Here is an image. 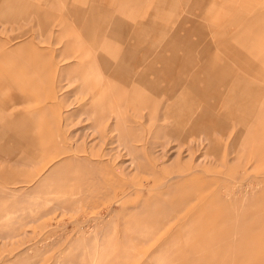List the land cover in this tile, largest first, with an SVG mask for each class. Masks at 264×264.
<instances>
[{
  "label": "rangeland",
  "instance_id": "obj_1",
  "mask_svg": "<svg viewBox=\"0 0 264 264\" xmlns=\"http://www.w3.org/2000/svg\"><path fill=\"white\" fill-rule=\"evenodd\" d=\"M24 1L55 20L0 15V264H264V0H76L85 40Z\"/></svg>",
  "mask_w": 264,
  "mask_h": 264
},
{
  "label": "crops",
  "instance_id": "obj_2",
  "mask_svg": "<svg viewBox=\"0 0 264 264\" xmlns=\"http://www.w3.org/2000/svg\"><path fill=\"white\" fill-rule=\"evenodd\" d=\"M22 1V2H21ZM42 1H44V0H42ZM46 1V0H45ZM232 1V0H231ZM256 0H253V2H255ZM17 3H14V2H10L9 0H5V1H3L2 2V4H1V6H0V15L1 16H7V17H22V16H27V14L29 13V12H34L38 17H40V18H42L43 19V22H42V20L40 19V23L42 22L43 24H44V26L45 27H47V26H49V22L50 23H52L54 20H55V15L53 14V13H51V12H49V11H44L43 9H41V8H39L38 6H33V5H30V4H28V2H26V1H24V0H19V1H16ZM75 3H76V0H72V5L71 6H69L68 8H69V12H70V14L71 15H75V13H76V11H77V8H75ZM250 5V4H249ZM230 6V5H229ZM245 7H247V5L245 6ZM250 8L252 7V4H251V6H249ZM229 8V7H228ZM248 8V7H247ZM29 10V11H28ZM81 11V10H80ZM80 11H77V12H79V13H77L76 15L77 16H75V20H76V22H77V24L78 25H80V27H82V29L80 30V32L82 33V32H85V34L83 35V36H81L80 38L82 39V40H85V38H86V30L88 31H90V32H94V31H97V28L94 26L95 24H94V20H95V15L92 13L91 15H90V12L88 11V10H86V9H84L82 12H81V14H82V16H81V14H80ZM88 11V12H87ZM121 11H123V9H121ZM143 12H140V15L139 14H135V16H137V18H136V20L135 21H138L139 22V19H140V21H142L144 18H145V20H146V22L147 21H150L149 20V15H150V13H144V14H142ZM69 14V13H68ZM143 16H144V18H143ZM258 16H259V18H260V23L261 24H264V11H259L258 12ZM77 17V18H76ZM74 20V21H75ZM106 20H108V19H106ZM106 20H105V23H106ZM148 24L150 23V22H147ZM42 24V25H43ZM232 24V23H231ZM41 28H42V26H41ZM43 29V28H42ZM230 32V34H229V39H235V34H233V32H231L229 29H228V33ZM42 33V32H41ZM90 35H91V33H90ZM135 37H136V35H135ZM134 37V38H135ZM228 39V40H229ZM111 40H113V38H111V39H109V41L110 42H112ZM116 41H117V44L118 45H122L123 43H125L127 40L126 39H124V38H122V36L120 37V36H117L116 37ZM161 41H162V45L160 46V48H162L163 47V49H167V48H169V39H167L166 37H161ZM128 42H131V43H133V38H132V36L131 37H129L128 38ZM120 43V44H119ZM149 46V45H148ZM232 48H235L236 47V45L233 43V45H230ZM118 48H119V46H117ZM19 48V50L21 49V48H23V47H18ZM8 53H9V51H7ZM7 52H5L6 53V56H5V58L6 57H9V56H7L8 55V53ZM135 54H137V55H140L139 54V52H138V50L136 49V51L134 52ZM163 53V52H162ZM163 55H165V53H163ZM134 56H136V55H133L132 57H134ZM132 57H130V58H132ZM140 58H146L145 56H140ZM20 60V59H19ZM102 61V63H103V61H105V60H101ZM123 65H124V63H123ZM122 65V66H123ZM123 68H124V66H123ZM167 68H172L171 66H169V67H166L165 69H167ZM121 73H123V70H121ZM23 91H22V94L23 95H25L26 96V92H25V89H22ZM18 95H19V97H20V95H21V91H20V93H18ZM24 96V97H25ZM21 101H25V100H21ZM9 103H10V101H9ZM5 203L6 202H4V204H1L0 205V208H5ZM1 216H4L3 214H2V212L0 213V218H1ZM1 237H4V236H1ZM19 256V255H18ZM4 264V263H3Z\"/></svg>",
  "mask_w": 264,
  "mask_h": 264
},
{
  "label": "bare ground",
  "instance_id": "obj_3",
  "mask_svg": "<svg viewBox=\"0 0 264 264\" xmlns=\"http://www.w3.org/2000/svg\"><path fill=\"white\" fill-rule=\"evenodd\" d=\"M174 56H175V55H174ZM177 56H178V55H177ZM111 60H112V59H111ZM155 60H156V59H155ZM156 61H157V60H156ZM177 61H178V64H173V63H171L170 61H166V62L164 61V62H162V63H163L164 68H166V67H169V66L172 67L173 65H174V67H175L176 65L181 66V65L183 64V62H184V60H181V59H178ZM187 61H189V60H187ZM103 62H104V61H103ZM107 62H108V61H107ZM112 63H113V62H112ZM112 63H111V64H112ZM104 64H107V63L104 62ZM160 64H161V63H160ZM109 65H110V63H109ZM198 65H200V64H198ZM253 65H254V64H253ZM106 67H107V66H106ZM108 67H109V66H108ZM108 67H107V68H108ZM135 67H138V69H140V68H143V69H144V68H147V69H148V72H150V73H148V74H150V76H151V74H154V73H156L158 76H164L163 74H161V73L158 71V69H156V66L154 65V62L152 63V62H150L148 59H143V58L138 59V60L135 62ZM157 67H160V66H157ZM176 67H177V66H176ZM176 67H175V68H176ZM184 67H185V66H184ZM208 67H209V65H208ZM117 68H118V71L121 72V69L123 68V66H122V65H119ZM178 68H179V67H178ZM209 68H211V67H209ZM212 68H213V67H212ZM192 69H194V68H192ZM195 69H197V68H195ZM195 69H194V70H195ZM199 70H200V68H199ZM201 70H202V69H201ZM106 71H107V70H106ZM116 71H117V70H116ZM141 71H142V70H141ZM141 71H139L138 74H137L136 76H139V75H141V74H145L144 72H141ZM143 71H145V69H144ZM190 71H191V70H190ZM213 71H214V70H213ZM140 72H141V73H140ZM145 72H146V71H145ZM178 72H179V71H178ZM188 72H189V71H188ZM196 72H198V71H196ZM103 73H104V72H103ZM185 73H186V72H185ZM185 73H184V74H185ZM198 73H199V72H198ZM201 73H203V72H201ZM170 74H171V73H170ZM177 74H178V73H177ZM203 74H205V73H203ZM172 75H174V74L172 73ZM205 75H207V74H205ZM205 75H204V76H205ZM136 76H135V77H136ZM145 76H147V75H145ZM168 76H169V75H168ZM204 76H203V77H204ZM207 76H208V75H207ZM142 77H144V76H142ZM142 77H140V79H138L139 82H140V84L138 83L139 85H141V84H142V85L145 84V82H143V81H145V80L142 79ZM172 78H173V76H172ZM178 78H179V77H178ZM208 78H209V77H208ZM173 79H174V78H173ZM193 79H194V78H193ZM203 79H204V78H203ZM209 79H211V78H209ZM209 79H208L207 81H209ZM214 80H215V79H214ZM177 81L182 82V81H180L179 79H177ZM193 81H194V80H193ZM196 81H197V80H196ZM205 81H206V80H205ZM222 81H223V80H222ZM151 82H152V81H151ZM173 82H174V81H172V83H173ZM184 82H185V81H184ZM213 82H214V81H213ZM93 83H94V82H93ZM135 83H136V82H135ZM152 83H154V82H152ZM182 83H183V82H182ZM197 83H198V82H197ZM209 83L211 84V82H209ZM154 84H155V83H154ZM174 84H175V82H174ZM180 84H181V83H180ZM180 84H178V85H180ZM214 84H215V82H214ZM214 84H213V85H214ZM224 84H225V83H224ZM227 84H228V83H227ZM139 85H138V86H139ZM204 85L206 86V83H205ZM183 86H184V85H183ZM148 87H149V86H147V88H148ZM207 87H208V86H207ZM219 87H220V84H219ZM219 87H218V88L216 87V88L219 89ZM226 87H228V86H226ZM173 88H174V89H172V90L174 91V90H175V87L173 86ZM209 88H210V87H209ZM209 88H208V89H209ZM142 89H143V88H142ZM176 89H178V88H176ZM210 89H211V88H210ZM221 89H223V88H221ZM226 89H227V88H226ZM226 89H225V90H226ZM97 90H98V89H97ZM180 90H181V89H180ZM194 90H196V89H194ZM206 90H207V89H206ZM102 91H103V90H102ZM208 91H209V90H208ZM208 91H207V92H208ZM220 91H221V90H220ZM229 91H230V89H229ZM229 91H228V92H229ZM216 92H217V91H216ZM223 92H224V90H223ZM230 92H231V91H230ZM132 93H133V92H132ZM177 93H178V92H177ZM196 93H197V92H196ZM243 93H244V92H243ZM197 94H199V93H197ZM227 94H228V93H226L225 95H227ZM178 95H179V94H178ZM213 95H214V94H213ZM216 95H218V94L216 93ZM216 95H214V96H216ZM220 95H221V94H220ZM225 95H224V96H225ZM171 96L174 97V94H172ZM199 96H200V95H199ZM202 96H204V95L202 94ZM210 96H212V94H211ZM210 96H209V97H210ZM214 96H212V97L214 98ZM176 97H177V96H176ZM178 97H179V96H178ZM184 97H185V96H184ZM184 97H183V98H184ZM220 97H221V96H220ZM220 97H219V98H220ZM179 98H181V97H179ZM186 98H187V97H186ZM207 98H208V97H207ZM222 98H223V97H222ZM227 98H228V97H227ZM208 99H210V98H208ZM208 99H207V100H208ZM168 100H169V99H168ZM185 100H186V99H185ZM198 100H199V99H198ZM231 100H233V99H231ZM187 101H188V100H187ZM226 101L230 102V100H226ZM236 103H237V101H236ZM109 104H110V103H109ZM176 104H177V103H176ZM232 104H233V103H232ZM234 104H235V101H234ZM235 105H236V104H235ZM200 112H201V111H200ZM207 113H208V111H207ZM205 114H206V113H204V116H205ZM211 114H212V113H211ZM206 115H207V114H206ZM212 115H213V114H212ZM204 116H203V117H204ZM210 117H212V116H209L208 118L210 119ZM205 118H207V117L205 116ZM205 118H204V119H205ZM209 119H208V120H209ZM212 119H213V117H212ZM201 120H203V119H201ZM211 121H212V120H211ZM188 122H189V121H188ZM214 123H215V122H214ZM194 124H195V122H194ZM193 126H194V125H193ZM194 127H195V126H194ZM180 176H181V175H180ZM182 176H183V175H182ZM172 177H173V176H172ZM172 177H171V178H172ZM177 177H178V176H177ZM175 178H176V177H175ZM166 180H168V179H166ZM166 180H165V181H166ZM168 181H169V180H168ZM168 181H167V183H168ZM167 183H166V184H167ZM161 186H162V185H161ZM164 187H165V185H164ZM148 198H149V197H148ZM165 234H166V235H173V234H176V232L174 231V232H171V233H170V232L166 231ZM234 243H235V242H234ZM234 243H233V244H234ZM237 246H238V245H237Z\"/></svg>",
  "mask_w": 264,
  "mask_h": 264
}]
</instances>
